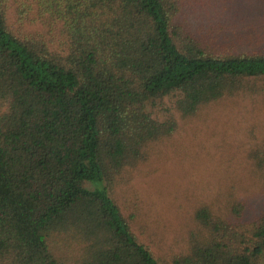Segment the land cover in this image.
Returning <instances> with one entry per match:
<instances>
[{
  "label": "trees",
  "instance_id": "1",
  "mask_svg": "<svg viewBox=\"0 0 264 264\" xmlns=\"http://www.w3.org/2000/svg\"><path fill=\"white\" fill-rule=\"evenodd\" d=\"M258 4L0 0V264H258L264 207L247 229L250 202L234 199L235 221L197 207L183 252L160 261L108 189L174 133L147 104L175 97L192 117L264 80Z\"/></svg>",
  "mask_w": 264,
  "mask_h": 264
},
{
  "label": "rangeland",
  "instance_id": "2",
  "mask_svg": "<svg viewBox=\"0 0 264 264\" xmlns=\"http://www.w3.org/2000/svg\"><path fill=\"white\" fill-rule=\"evenodd\" d=\"M251 2L260 4L249 15L264 21V0ZM254 83L253 91L207 103L192 117L176 110L175 97L147 104L152 118L174 121V133L151 145L142 160L126 166L108 189L136 238L158 260L169 261L183 252L195 230L192 214L199 206L207 205L232 221L239 212L245 229L263 213L264 179L257 160L264 159V80ZM236 198L250 202L251 208L233 212ZM258 264H264V252Z\"/></svg>",
  "mask_w": 264,
  "mask_h": 264
}]
</instances>
